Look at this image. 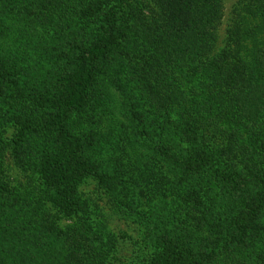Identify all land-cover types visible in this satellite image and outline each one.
Returning a JSON list of instances; mask_svg holds the SVG:
<instances>
[{"label": "trees", "instance_id": "16d2710c", "mask_svg": "<svg viewBox=\"0 0 264 264\" xmlns=\"http://www.w3.org/2000/svg\"><path fill=\"white\" fill-rule=\"evenodd\" d=\"M239 4L223 34V0H0V264H107L103 194L144 264H264V0Z\"/></svg>", "mask_w": 264, "mask_h": 264}, {"label": "rangeland", "instance_id": "374dc122", "mask_svg": "<svg viewBox=\"0 0 264 264\" xmlns=\"http://www.w3.org/2000/svg\"><path fill=\"white\" fill-rule=\"evenodd\" d=\"M224 1V13L220 23V32H224L228 27L232 25L235 19V8L239 7L243 0H223ZM118 112V109H115ZM120 116L121 120H125L130 123V115ZM12 129H10L11 131ZM12 132V131H11ZM10 136V135H9ZM110 150V149H109ZM130 160L132 155L127 156ZM105 189L104 186L99 185V183L92 178H88L84 183L81 184L80 190L85 198L91 197L94 199L98 195V191ZM102 206L105 217H99L97 215H92V223H94V228H98L100 231L101 225L97 223L102 221V225L105 226L104 235L105 244H111L108 251V262L107 264H144V257L147 254H143L146 250L138 241L141 239L142 226L141 224L132 216V209L127 201H117L114 202L112 198H109L106 194L102 195V200L99 201ZM141 206L138 211L146 214L148 212V202L145 199H141ZM91 207V202H90ZM103 237V236H102Z\"/></svg>", "mask_w": 264, "mask_h": 264}]
</instances>
